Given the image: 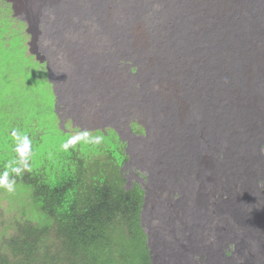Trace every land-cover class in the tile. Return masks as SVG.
Segmentation results:
<instances>
[{
    "label": "bare ground",
    "instance_id": "6f19581e",
    "mask_svg": "<svg viewBox=\"0 0 264 264\" xmlns=\"http://www.w3.org/2000/svg\"><path fill=\"white\" fill-rule=\"evenodd\" d=\"M31 8V21L15 15L61 128H111L127 145L151 264H264V0Z\"/></svg>",
    "mask_w": 264,
    "mask_h": 264
},
{
    "label": "trees",
    "instance_id": "16d2710c",
    "mask_svg": "<svg viewBox=\"0 0 264 264\" xmlns=\"http://www.w3.org/2000/svg\"><path fill=\"white\" fill-rule=\"evenodd\" d=\"M10 4L0 0V29L8 25V46L22 43L28 48L26 24L12 17ZM17 35L21 42L14 40ZM34 57L30 55V59ZM133 128L136 133L144 132L137 123ZM74 129L79 133L72 135L65 152H59V159L53 163L46 160V166L33 173L26 159L32 150L26 158L15 153L12 163L0 164V175L7 171L9 178L33 188L42 211L51 220L50 225H40L25 213L30 218L18 224L17 236L0 246V264H151L147 235L141 225L144 189L136 181L126 187L123 167L128 161L127 145L111 128ZM112 144L116 145L114 152L110 150ZM14 169L22 171L17 175Z\"/></svg>",
    "mask_w": 264,
    "mask_h": 264
},
{
    "label": "rangeland",
    "instance_id": "374dc122",
    "mask_svg": "<svg viewBox=\"0 0 264 264\" xmlns=\"http://www.w3.org/2000/svg\"><path fill=\"white\" fill-rule=\"evenodd\" d=\"M7 1L12 4V17H17L16 10L26 20L31 21L28 12L31 17H34L36 10L31 8L32 0ZM13 6L16 7V10ZM24 23L28 35V48L22 43L18 46H8V37L6 36L8 25L4 24L2 25L3 29H0V164L12 163L15 160L16 148L22 143L17 137L26 136L30 141L29 150H32L26 159L31 162L30 173H33V170L46 166V160L52 163L55 159L58 160L59 152L61 154L65 152L64 145L69 146L68 142L79 132L73 128L71 120L65 129L61 128L55 111L56 98L49 80H46L47 66L45 63L44 66H41L36 61L35 55L30 59L29 44L32 35L27 32L28 22ZM139 27L142 29L136 31L137 27L134 28L136 35H143L145 38L144 25H139ZM14 40L21 42L18 35ZM59 130H62V136L59 135ZM66 131H70L72 134L68 135ZM13 133L16 135L14 136ZM84 146L83 151H87L88 148ZM109 146L111 151H116V145ZM9 166L15 167L11 164ZM128 171H126V178L129 175ZM9 180L15 181L12 192L0 186V246H4L10 238L17 236L16 227L19 223L27 222L30 218L27 214L31 215L37 224L50 225L51 223V220L42 211L33 188L21 180L13 178H9ZM33 219L32 221H34Z\"/></svg>",
    "mask_w": 264,
    "mask_h": 264
},
{
    "label": "clouds",
    "instance_id": "9594fccd",
    "mask_svg": "<svg viewBox=\"0 0 264 264\" xmlns=\"http://www.w3.org/2000/svg\"><path fill=\"white\" fill-rule=\"evenodd\" d=\"M13 135L15 136L16 133H13ZM17 139L22 141V143H21V146L17 147L16 151L21 158H26V154L28 153L29 148H30V141L28 140L26 136L22 138L17 137ZM69 143H71V141H69ZM64 147L67 148L68 145L65 144ZM221 158H222V155H221ZM14 171H16L17 175H19L22 169H14ZM14 184H15V181H10L8 179L7 171H5L2 175H0V186H3L7 191L12 192L14 190Z\"/></svg>",
    "mask_w": 264,
    "mask_h": 264
}]
</instances>
